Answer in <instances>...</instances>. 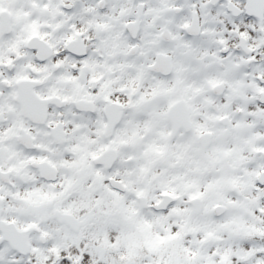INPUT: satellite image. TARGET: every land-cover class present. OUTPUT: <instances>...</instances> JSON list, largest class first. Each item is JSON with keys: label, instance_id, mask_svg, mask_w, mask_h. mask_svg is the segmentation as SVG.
Segmentation results:
<instances>
[{"label": "snow or ice", "instance_id": "obj_1", "mask_svg": "<svg viewBox=\"0 0 264 264\" xmlns=\"http://www.w3.org/2000/svg\"><path fill=\"white\" fill-rule=\"evenodd\" d=\"M0 264H264V0H0Z\"/></svg>", "mask_w": 264, "mask_h": 264}]
</instances>
